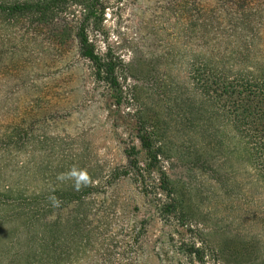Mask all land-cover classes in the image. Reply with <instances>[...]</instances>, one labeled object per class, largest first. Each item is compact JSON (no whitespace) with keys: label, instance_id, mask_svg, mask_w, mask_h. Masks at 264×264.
Returning <instances> with one entry per match:
<instances>
[{"label":"rangeland","instance_id":"374dc122","mask_svg":"<svg viewBox=\"0 0 264 264\" xmlns=\"http://www.w3.org/2000/svg\"><path fill=\"white\" fill-rule=\"evenodd\" d=\"M230 1L102 0L105 10L88 33L97 51L110 49L128 64L120 106L80 53L83 7L71 6L53 27L0 14V193L34 194V213L48 210V221L78 218L80 241H65L66 231L53 243L63 264H197L186 254L190 244L208 264H264V173L229 124L232 104L219 100L227 116L216 126L179 120L187 89L191 99L194 92L212 98L197 56L249 49L247 65L264 61V0L245 8L233 0L232 9ZM236 60L226 64L232 71H239ZM137 110L162 133L159 164L181 204L175 214L157 207L167 195L159 172L127 171L133 147L141 164L147 160L131 128ZM73 167L86 169L92 183L77 191L75 180L57 178ZM69 191L78 200L59 197ZM0 213V264H35L36 241L11 234L21 220L12 223L17 216L6 202Z\"/></svg>","mask_w":264,"mask_h":264},{"label":"trees","instance_id":"16d2710c","mask_svg":"<svg viewBox=\"0 0 264 264\" xmlns=\"http://www.w3.org/2000/svg\"><path fill=\"white\" fill-rule=\"evenodd\" d=\"M101 1L102 0H86L87 3L85 4L83 0H76L74 1L75 3L70 2V0L5 1L0 2V14L9 20L29 18L34 19V22L40 25L53 27L65 22V14L68 13L71 6L76 5L83 7V16L79 19L75 34L80 53L90 62L95 79L108 86L113 104L120 106L124 97H126L124 96L125 92L123 87L125 86L124 82L127 80V75L124 73L125 70L128 69V64H126L121 57L112 54L110 49L105 50L103 53L97 51L88 33L91 18L96 15L97 11L102 14L105 10L104 4H102ZM249 2H251V0H242L239 7L245 8ZM230 3H232L230 9L234 8V1L231 0ZM246 14L248 16L253 15L254 17L258 12H247ZM238 19L245 20L247 24L250 23L249 19L241 17ZM249 55H251L249 54V49H245V51L237 50L231 53L229 57L223 53L219 55L220 57L209 56L207 54H200V56H197L200 62L198 68L204 72L213 83L209 85L212 88V98L210 100H206V98L205 100H198V93L194 92L193 95H195V97L191 99V95H189L190 92L187 89L185 100L182 98V102H180L181 107L179 110L182 120H179H184V125L186 127L188 126V128L194 127V120L195 123H198L195 126H202L205 122H208L210 125L211 121L214 126H216L219 124L222 118L221 116L225 118L227 116L223 108L224 106H222L219 101L222 97L225 98L226 102L232 104L231 112L235 117L231 114L229 124H231L234 131L237 132L236 134L241 138L237 141L245 143L244 154L254 166L260 167L259 169H261L260 172L262 174L264 173V61L258 62L254 59L252 66H249L246 64ZM233 57H236L238 60L236 61L239 71H232L229 69L230 66H226L227 62ZM193 65L197 66L195 64ZM201 89L203 94L209 97L210 90H206L204 86H201ZM180 94L183 95V92H180ZM206 103L211 108L210 117H204V104ZM133 117L131 128L133 132L136 133V137L140 140L145 159L147 160L145 165L141 164L136 147H133L130 151H126L128 158L127 171H134L137 177L142 176V170H145V172L147 171L149 176H151L150 174L153 172H159V178H157V180L161 190L165 191L167 195L165 201L160 199L157 207L161 213L172 212V214H175L181 211V204L177 199L169 176L159 164V157L164 153L163 147L159 141L160 135L162 134L160 128L155 118L145 117L142 115V110L135 111ZM206 119L207 121H205ZM189 125L191 127H189ZM235 137L236 135H234L233 139ZM143 165L144 167H142ZM153 180L155 181V179ZM67 193L64 194V197L62 195L59 197L63 199L68 197V200H78L79 195L77 196V194L72 191ZM34 199V194L30 196H21L16 190L14 194L12 191H10V193H0V206L6 202L8 207H11V210L17 216V218L12 220V223H14L15 220H21V224L18 226L16 225L11 234H15L16 236L17 233L20 241H36L35 253H38L40 257L38 261H35V264H63L62 260L56 259L54 252H56L58 248L55 247L53 243L59 240L64 241V239H58L57 234L61 236V234H64L66 231H69L70 237L65 241H80L81 223L77 217L72 218V215H69L68 218L63 220L58 218L48 221V210L41 215L37 213L39 211L34 213ZM47 200H49V198ZM3 217L4 216L0 213V220L4 219ZM187 248L188 251H186V254L191 262L208 264L203 249L196 247L195 244H190Z\"/></svg>","mask_w":264,"mask_h":264},{"label":"clouds","instance_id":"9594fccd","mask_svg":"<svg viewBox=\"0 0 264 264\" xmlns=\"http://www.w3.org/2000/svg\"><path fill=\"white\" fill-rule=\"evenodd\" d=\"M63 181L65 179L75 180L74 188L79 191L82 186H89L92 183V179L86 169H77L73 167L68 173H62L57 177ZM53 202L54 207H59V200L55 196L49 198Z\"/></svg>","mask_w":264,"mask_h":264}]
</instances>
